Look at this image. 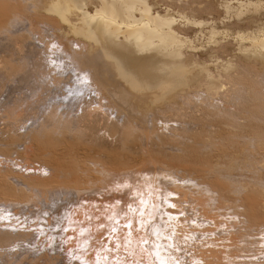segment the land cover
<instances>
[{
  "label": "bare ground",
  "instance_id": "1",
  "mask_svg": "<svg viewBox=\"0 0 264 264\" xmlns=\"http://www.w3.org/2000/svg\"><path fill=\"white\" fill-rule=\"evenodd\" d=\"M0 47V93L36 98L0 126V262L187 264L225 225L191 264L264 260V0H0ZM130 129L169 162L128 155Z\"/></svg>",
  "mask_w": 264,
  "mask_h": 264
},
{
  "label": "rangeland",
  "instance_id": "2",
  "mask_svg": "<svg viewBox=\"0 0 264 264\" xmlns=\"http://www.w3.org/2000/svg\"><path fill=\"white\" fill-rule=\"evenodd\" d=\"M201 42H204V39H202L201 40ZM204 44H205V42H204ZM2 49H3V47H0V56H2V54L3 53H1L2 52ZM0 62H1V59H0ZM0 65H1V63H0ZM15 84H16V86L18 87V89H17V87H15ZM12 86H9L8 88L11 90V92H12V94L10 93V90H8V88L6 89L5 87V89H3V90H5L6 91V94H5V92L3 91V92H1L0 93V107H2V108H0V112H1V114H0V121H2V122H0V126L3 124V122L5 123L6 122V114L7 113H9V106H12V105H14V103L13 104H11V103H9V101H8V98H13V100L14 101H16V106H18V109L17 108H15V107H13V108H15V109H17L16 111H15V109H11L10 111H15V112H13V115L15 116V114H26L27 112H28V114H30V111H29V109H30V105L31 106H33V103L36 101V98L35 97H32V95H30L31 93H29L28 91H29V89L27 88V87H24L23 85H21L19 82L17 83H14V84H11ZM14 85V86H13ZM22 86V87H21ZM19 87L21 88V89H19ZM14 88V89H13ZM16 88V89H15ZM23 88H24V90H23ZM26 88V89H25ZM8 90V91H7ZM28 90V91H27ZM17 91V92H16ZM21 91V93H19ZM22 91H24V92H22ZM26 91V92H25ZM10 93V95H8V93ZM16 93V94H15ZM5 94V95H4ZM25 94H26V97H30L29 99L28 98H24L25 97ZM29 94V95H28ZM8 97H7V96ZM21 95H22V97H21ZM13 96H15V97H13ZM5 97L7 98V100L5 99ZM17 97V98H16ZM20 99V100H19ZM28 99V100H27ZM31 99V100H30ZM32 99H33V101H32ZM6 100V101H5ZM24 100V101H23ZM21 101V102H20ZM23 101V102H22ZM24 102H25V104H24ZM8 104H11V105H8ZM5 105V106H4ZM19 105H20V107H19ZM25 105V106H24ZM23 108H22V107ZM29 107V108H28ZM5 108V109H4ZM185 108L187 109V111H189V112H195L196 111V109L194 108V107H192V108H190V107H188V106H185ZM21 109V110H20ZM23 109V110H22ZM19 110V111H18ZM154 112V114L157 116V114L156 113H159L160 114V116H159V118L161 117V116H163L164 114H163V112H158V111H153ZM162 113V114H161ZM4 115V116H3ZM196 115L198 116V115H200V114H197L196 113ZM26 116H27V114H26ZM2 117V118H1ZM5 117V118H4ZM164 119V117H161V119ZM3 119V120H2ZM121 123H122V121H121ZM172 123V124H171ZM170 125H172V126H174V127H181V125H180V123H176L175 121H172V122H170L169 123ZM173 124H175V125H173ZM136 125V124H135ZM62 126V125H61ZM93 126H95V124L93 125ZM162 125L160 124V126H159V129H158V134L159 135H161V136H165V137H169V135H171V130H169L168 128H166L165 126H163V128L161 127ZM191 126H193L192 128L194 129V126H195V129H198L200 126L197 124V125H191ZM96 127V126H95ZM198 127V128H197ZM132 130V131H131ZM136 129H130V132H132L131 134H133L134 133V135H132V139L130 138V140H131V142L129 143L130 144V151H128L127 152V154L128 155H130V156H134L135 158H141V156L143 155V156H146V155H153L154 157H156L157 159H159L160 161L162 160V161H166L167 160V162H169V159H167V156L169 155L168 153H167V151L169 152V153H173L174 152V149H172V148H170L168 145L167 146H162L161 148H159L160 146L158 145V142H159V139H158V137L155 135V134H152L150 131L147 133V135L145 136H143V134L142 133H139L140 131H138V130H136ZM138 131V132H137ZM137 132V133H136ZM90 133H91V131H90ZM89 133V130H88V133L87 134H90ZM103 133L104 132H102L101 133V135H103ZM136 133V134H135ZM118 135V134H117ZM116 135V136H117ZM120 135V134H119ZM115 136V137H116ZM134 136V137H133ZM86 138H84L85 139V141L87 142V143H89V144H91L90 146H88V150L90 151V153H92L95 157H97V152L95 151V147L93 146V145H95V143L97 142V139H96V142L94 143H92L90 140H91V134L90 135H87V136H85ZM109 138V140H110V144L112 145V147L113 148H119V147H121V145H122V142L121 141H123L122 139H121V137L120 136H118V137H116V138ZM143 137V138H142ZM89 138V139H88ZM145 138V139H144ZM113 139V140H112ZM115 139H116V141H115ZM176 141H180V140H184V137H182V136H180V135H178V136H176V138H174ZM112 140V141H111ZM153 140V141H152ZM189 141V140H188ZM99 142H100V140H99ZM189 142H192V140H190ZM131 144H132V146H131ZM96 145H97V143H96ZM115 146V147H114ZM167 147V148H166ZM94 151V152H93ZM151 151V152H150ZM164 151V152H163ZM154 153V154H153ZM168 155H167V154ZM123 154H125V153H123ZM155 154H156V156H155ZM161 155V156H158V155ZM163 154V155H162ZM165 154H166V158H165ZM151 155V156H152ZM29 154H26L25 155V157L26 158H29ZM142 156V157H143ZM152 156V157H153ZM162 156H164V157H162ZM2 158V157H1ZM10 158L11 159H15L16 158V156L15 155H11L10 156ZM164 158V159H163ZM166 159V160H165ZM20 160V159H19ZM156 166L158 167V169L159 170H164V169H166L165 168V166L167 167V165L166 164H164V163H160V162H156ZM136 167H138V166H135V167H133V168H131V169H127V170H125V175H123L122 176V181L123 182H125V180L124 179H126V178H124L125 176L127 177L128 176V174H129V176H133L132 175V173H134V172H136V170H137V168ZM19 172H21L20 170H18ZM28 175H29V173L28 172H26ZM240 178L239 179H246V176H239ZM242 177V178H241ZM137 184V183H136ZM124 194H125V192H124ZM123 194V195H124ZM128 194V193H127ZM134 194V195H133ZM133 194H132V197L131 196H127L126 194L124 195V196H126L128 199H130V200H128V211L130 212H132V207H131V205H130V203L133 201V200H135V201H137V200H139V198L141 197V199H143V195L142 194H139V192L137 191V190H135L134 192H133ZM139 194V197L138 198H135L134 196L135 195H138ZM121 195V194H120ZM108 201V200H107ZM105 207H106V214H111V216H109L107 219H106V215H104L102 218H103V220H108L109 218H112V219H114L115 217L113 216L114 214L113 213H111L112 212V207H110V205L107 203V204H105ZM191 209H190V214L192 215V218L194 219V221H196L194 224L195 225H197V221H198V225H201L202 226V228L201 229H203V226H204V224H205V228H212V230H214V228H216V224H214L215 222H214V220H209V221H205V218L204 217H202L201 218V215L203 214V212H200V209H201V207H199V210L197 211V208H193V207H190ZM135 209H136V206H135ZM113 211H114V209H113ZM201 211H202V209H201ZM222 212L224 211V210H221ZM199 212V213H198ZM214 212H216V211H214ZM194 213V214H193ZM229 215H228V214ZM142 214L144 215V213L142 212ZM198 214V217L196 216ZM222 214H224V216H226V217H222V219H225V221H228V220H233V218L231 217L232 215L229 213V210L227 209V212L226 211H224V213H222ZM226 214V215H225ZM28 216H31V215H28ZM27 216V217H28ZM34 216H37V215H34ZM229 216L231 217V219L229 218ZM25 217H26V215L24 214L23 215V219H22V221L23 220H25ZM139 217H142V215L140 214V211H138V215H137V220H138V218ZM197 219H196V218ZM228 218V219H227ZM227 219V220H226ZM202 220V221H201ZM211 221H213L212 223H211ZM200 222V223H199ZM203 222V223H202ZM138 223V222H137ZM206 223H207V225H206ZM115 224L116 225H118V227L119 226H121V224H120V220H116L115 221ZM214 224V225H213ZM209 225V226H208ZM212 225V227H210ZM126 226H124L123 227V229L125 228ZM138 227H139V223H138ZM214 227V228H213ZM224 227V226H223ZM222 226H221V228H220V230H216V232H212V233H200L198 236H199V238H198V241L196 242L195 241V239L193 240L194 242L192 243V242H189L190 240L188 239L185 243H186V246L185 247H183L184 245H185V243H183V245H182V247H181V249L179 250V252H181V253H179V254H181L182 256L181 257H183V260L184 261H187V264H191L190 262H191V259H189V257H191V255L193 254H191V252L190 251H192L193 252V248H191L190 249V247L192 246V247H194V245H192V244H197V246H199L200 247V245L203 247H205V248H207V246H208V244H210L211 243V241H216V244H221L222 243V240H220L223 236V239H225V238H227L228 237V233H227V226L225 225V227L223 228ZM223 229V230H222ZM226 232H225V231ZM224 231V232H223ZM112 233L114 234V233H118V230L116 229V228H114L113 229V231H112ZM225 233V234H224ZM216 234H217V236H216ZM224 234V235H223ZM208 235H209V237H208ZM215 237H218L217 239H213V238H215ZM220 235H223L222 237H220ZM108 235H106L105 236V238L107 237ZM211 236V237H210ZM212 238V239H211ZM207 239H211V241H210V243H208L209 241H207ZM38 240V239H37ZM203 240V241H202ZM204 240L206 241V243L204 242ZM220 242H219V241ZM226 240V239H225ZM217 241H218V243H217ZM187 243H188V245H187ZM189 243H191L190 245H189ZM208 243V244H207ZM205 244V245H204ZM206 244H207V246H206ZM34 246V248H35V245H33ZM188 246H189V248H188ZM196 246V248H198ZM210 247H211V245H209ZM42 248V247H41ZM185 248H187V250H185ZM16 249H18V248H16ZM36 249V248H35ZM185 251H186V254H188L189 255V257H188V260H187V256L188 255H184L185 254ZM184 255V256H183ZM245 255V254H244ZM246 255H250V254H246ZM251 255H253V254H251ZM261 256V255H260ZM264 256V255H263ZM7 257V256H6ZM5 257V258H6ZM185 258V259H184ZM264 258V257H263ZM4 259V258H3ZM11 259H13L14 261H15V259L12 257V258H10V256H9V258H7V260H8V262H7V260L5 261H3L2 260V262H0V264H3V262L4 263H8V264H12L13 263V260H11ZM261 259H262V256H261ZM26 260L27 259H24L23 261L24 262H26ZM189 260H190V262H189ZM256 261H257V259H255ZM263 260V259H262ZM10 261H11V263H10ZM28 261V260H27ZM264 261V260H263ZM263 261H261V262H256V264H258V263H261V264H264V262ZM30 262V261H29ZM68 263H69V261H67ZM189 262V263H188ZM15 264H20V263H18V261L16 260L15 262H14ZM13 263V264H14ZM33 264L35 263L34 261L32 262ZM27 264H28V262H27ZM30 264V263H29Z\"/></svg>",
  "mask_w": 264,
  "mask_h": 264
}]
</instances>
